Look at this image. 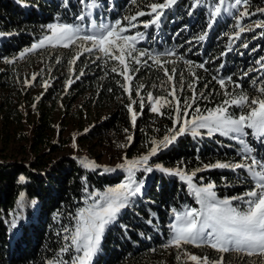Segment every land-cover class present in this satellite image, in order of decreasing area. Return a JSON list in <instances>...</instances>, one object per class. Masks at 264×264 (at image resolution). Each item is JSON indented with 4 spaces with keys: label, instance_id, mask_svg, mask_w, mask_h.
Returning a JSON list of instances; mask_svg holds the SVG:
<instances>
[{
    "label": "trees",
    "instance_id": "obj_1",
    "mask_svg": "<svg viewBox=\"0 0 264 264\" xmlns=\"http://www.w3.org/2000/svg\"><path fill=\"white\" fill-rule=\"evenodd\" d=\"M187 1L178 0L158 24H152L148 5L163 0H97L99 7L92 9L83 21L76 19L85 11L79 0H0V33H3L0 35V264H49L57 260L70 264L74 252L59 255L65 243L63 228L74 225L75 214L89 206L90 193L103 194L105 186L119 183L125 175L124 169L107 173L96 164L95 169L87 168L84 165L89 161L80 162L75 158L74 150L67 146L69 138H62V133H58V127L69 122L55 115L57 108L62 112L72 110L71 123L78 130L85 124V117L92 118L86 122V130L75 136L77 144L86 150L99 146L113 151L115 157L122 155L135 161L149 155L153 141L159 143L165 136H171L170 130L178 129L180 120L192 117L196 108L205 114L223 105L225 99H230L225 91L232 95L244 92L250 99L258 97L257 87L264 86L263 73L258 76L253 69L248 70L250 65L254 66L251 59L230 49L243 42L230 40L229 31L236 30L233 28L236 21L222 18L209 29L207 17L190 11ZM259 8H264V0H250V12ZM140 11L146 15L138 16L132 22L135 27H131L125 17ZM252 17L254 21L260 18L264 22V14L256 12ZM90 19L95 25L120 20L122 26L130 28L126 34H140L141 42L136 44V49L148 55L139 64L131 60L132 69L137 70L132 71L128 84L130 93H125L121 86L123 76L111 71L113 67L121 71L118 61L92 52L80 53L75 64L88 70L61 99L56 100L51 88L39 96L37 92L31 96L21 74L24 63L30 58L42 57L50 68H56L55 63L67 67L77 51L71 44L63 48H37L22 57L21 52L42 38L49 24L67 23L86 30L91 27ZM145 23L149 24L147 28L143 26ZM201 35H205L204 40L199 39ZM156 57L163 68L154 61ZM164 69L170 73L175 70L172 81H168ZM220 79L225 81L224 88L218 83ZM233 82L241 88H235ZM57 87L58 91L60 86ZM173 87L180 101L179 113L175 110L176 101L168 95ZM149 93L171 101V106L162 107L160 114L153 113L144 101ZM194 94L195 102L192 101ZM185 101L191 107L185 108ZM139 102L144 104L142 110ZM129 104L138 113L135 125L127 109ZM185 111L188 116L183 115ZM245 111L246 108L235 106L228 108L234 117ZM246 131L248 136L244 139L254 148L253 155L264 161V143L251 135L252 130ZM200 133L193 136L190 131L186 132L150 156L152 173L144 175L142 170L135 171L136 178L145 181L142 195L135 198L132 207L122 211L119 226L106 230L93 264H186L180 254L185 248L168 246L172 237L170 223L177 212L186 207L198 209L200 205L186 181L155 170L156 165L182 169L186 175L193 176V183L198 187L213 183L219 198L243 196L252 189L255 181L245 169L203 170L205 165L217 162L250 163V160H242L240 145L233 138L219 133L210 136L205 130ZM59 150L61 154H52ZM20 176L25 177L23 183L19 181ZM21 200L22 207L18 205ZM233 205L247 207L243 201H233ZM15 216H20V220L18 227L12 229L10 225ZM199 249L195 252L210 258L219 255L207 246Z\"/></svg>",
    "mask_w": 264,
    "mask_h": 264
},
{
    "label": "snow or ice",
    "instance_id": "obj_2",
    "mask_svg": "<svg viewBox=\"0 0 264 264\" xmlns=\"http://www.w3.org/2000/svg\"><path fill=\"white\" fill-rule=\"evenodd\" d=\"M79 2L85 8L84 14L76 17L77 20L81 21L87 19L92 9L99 7L97 0H79ZM177 2L178 0H163V2L148 5L150 12L147 14L153 16L151 23L158 24L164 14V10L174 6ZM249 2L250 0H234L233 3L228 5L226 4V0H218L210 11L207 27L209 29L213 27V24L222 13L221 6L223 5V11L225 12L229 11V9L243 8V10L238 12L236 20V27L239 29L236 33L237 38L241 33L251 31V27L245 28L241 26V20L255 15L256 12L264 14V8H259L256 12H250L248 10ZM204 3L205 0H195V3L191 7L195 8ZM144 15L146 13L140 11L136 15L125 17V19L131 27H135V24L132 22L136 21L138 16ZM143 26L147 28L149 24L145 23ZM255 27H264V22L257 23ZM47 28L51 34L45 35L43 39H40L38 43L32 44L31 48L26 51L31 52L37 48H42L46 43L53 47L58 44L68 47L76 40L86 43L90 42L91 47H86L84 51L92 52L93 50H98L102 57L119 62V65L122 66V71L118 72L116 67H113L111 71L123 76L124 83L121 86L125 93H130L128 84L132 77L129 75V72L136 71L137 69H130L127 61L131 59L139 64L141 63L140 57L146 55L144 52L134 55V53H137L136 43L140 38L139 33L135 35L126 34L129 33L130 28L122 26L120 20L111 25L104 24L103 22L99 25L94 24L95 31L92 34L83 35L81 34L82 29L78 25L52 23L47 25ZM0 35H3V33H0ZM205 35H201L199 39L204 40ZM244 47H247V45L245 44ZM117 52L119 55H116ZM23 55L24 53H21V57ZM167 55H174V53H167ZM76 59H79V54L69 63L74 64ZM261 60H264V58H261ZM154 61L160 64L158 57L154 58ZM6 62L11 63V61ZM260 62L257 61V63ZM160 66L163 68L162 64ZM200 67H203V65H200ZM164 72L168 77V81H172L175 70L173 69L170 73L167 69H164ZM32 80H36L35 75L32 77ZM72 82L69 79L67 83L71 85ZM218 83L221 88L225 87L223 79H220ZM233 83L235 88H241L239 83ZM253 83L255 84L256 82L253 81ZM25 84L27 86L28 81H25ZM47 86V83H45L44 87L47 88ZM189 87L191 88V85ZM256 90L260 93V96L251 99L244 92L232 95L225 91V96L230 97V99H225L223 105L207 110L206 115L201 114V110L196 108L195 114L192 115L191 119H185L178 129L174 128L170 130L172 132L171 136H165L159 143L153 141L149 155H144L135 161L125 160L124 165L120 166L128 170L125 182L120 183L116 187L108 188L103 194H89L92 203L75 214L74 225L63 228V240L65 243L60 249L59 255L62 256L65 253L74 252L75 254L71 256L70 264H93L94 258L101 251L102 239L106 230L112 226H119L118 218L122 211L132 207L135 198L142 195L145 181L137 179L134 175L135 171L142 170L144 175L152 173L154 169L148 163L150 156L156 155L161 148L174 143L179 136L186 134V132L190 131L193 136H198L201 134L199 129H205L210 136L219 133L220 135L231 136L235 139L241 146L240 153L242 160H250V163L217 162L205 165L203 170L213 168H230L233 171L245 169L255 183L252 189L245 192L243 196L219 199L213 190L216 187L213 183L198 187L193 183V176L186 175L182 169H164L160 165H156L155 170L180 176L181 179L186 181L197 203L200 205L198 209L186 207L184 211L175 214V223L172 224V237L168 242V246H175L176 248H180L182 245L207 246L221 254L219 259L209 260L208 257L200 258L196 255L185 253L194 264H224L223 254L230 251H234L237 254L242 253L248 257L253 255L264 256V161L257 159L253 155L254 148L244 139V137L248 136L246 130L250 129L252 130L251 135L256 140L264 143V86L258 87ZM175 91L173 87L168 95L176 101L175 110L179 113L180 101L177 99ZM136 95H140L139 91H137ZM195 98L194 94L192 97L193 102H195ZM148 100L151 102L150 108L153 113L160 114L162 107L166 105L171 106V101L166 100L164 97L154 98L151 93L148 94ZM232 106L241 109L246 108L247 111L241 112L238 117H234L228 112V108ZM189 107H191V104L185 101V108ZM143 108L144 104L141 103L140 109L142 110ZM127 109L131 115V122L135 125L138 113L134 112L131 104L127 106ZM183 115L188 116V112L185 111ZM178 119L179 117L174 119V125L178 122ZM131 139L132 137L129 136L128 140L131 141ZM84 166L90 169H95L96 167L91 162ZM19 181L23 183L25 177L20 176ZM87 191V187H85V192ZM233 201H243L247 207L240 208L234 206ZM22 204V200L18 201L19 206L22 207ZM18 220H20V216H15L10 225L12 229L18 227ZM49 264H69V262L57 260L49 261Z\"/></svg>",
    "mask_w": 264,
    "mask_h": 264
},
{
    "label": "rangeland",
    "instance_id": "obj_3",
    "mask_svg": "<svg viewBox=\"0 0 264 264\" xmlns=\"http://www.w3.org/2000/svg\"><path fill=\"white\" fill-rule=\"evenodd\" d=\"M60 1V0H58ZM218 0H205V3L203 5H198L195 8H192L191 5L193 3H195V0H189L187 1L185 4L189 5L190 3V11H195L196 13H203V15H205V17H207V19L209 20V15H210V11L212 10L213 6L215 5V3H217ZM234 0H226V4L230 5L231 3H233ZM222 13L221 15L217 18V21H220L222 18H232V20L234 19V21L237 20L238 17V12L243 10V8L238 7L237 9L233 10V9H229V11L225 12L223 11L224 6L222 5ZM168 9V8H167ZM164 10V13L166 12V10ZM201 15V14H200ZM163 16V15H162ZM251 16L245 17L241 20V26L248 28L251 27L252 30L251 31H245L243 33L240 34V36L237 38L236 37V33L239 31V29L236 27V22H234V26L233 28L236 29L234 32L233 31H229L228 34L231 35L230 40L234 39L233 42H238V41H242L243 42L240 45H232L230 46V49L234 52V53H238V54H242V55H247L250 59H251V63L254 65L253 67L250 65L248 67V70L253 69L254 72L256 73V75L258 74V76H260L259 74H261V72L263 73L261 80H264V60H261V58H264V27L261 28H257L255 27V25L257 23H261L262 21L260 20H255L253 19ZM215 22V23H216ZM214 23V24H215ZM111 25V24H108ZM90 28L86 29V30H82L81 34H92V32L95 31L94 28V23L92 20H90ZM50 30H48V28H46L45 34L42 36L43 37L45 35H50ZM244 35H247V38L244 37ZM39 39V40H40ZM39 40L36 42L38 43ZM141 42V40H138V42L136 44H139ZM74 49L77 51V54L74 57H76L78 54L80 55V53H85V54H91L92 52H98V50H93L92 52H87L84 51V49L86 47H91V43L90 42H84L81 40H76L74 43ZM232 44V43H231ZM247 45V47H244V45ZM32 45V44H31ZM31 45L29 48H31ZM45 46L51 48H54L53 46H51L50 44L46 43ZM44 46V47H45ZM56 47H64L63 45L58 44ZM28 48V49H29ZM48 50V49H46ZM28 51L23 50V52L21 53H27ZM139 52H143V50L141 51H137V53H134V55H138ZM100 54V53H99ZM146 55H148V53H145ZM116 55H119V53L117 52ZM152 56V55H149ZM43 59L45 60V58H30V60H28L26 62V65L24 63V68H21V74L24 77V87L27 89L31 90V96H35V92H37L36 96L41 95V93H43L45 91V89L51 88L52 91L57 99H61V97H63L64 95H66L67 92H69L71 86L73 84H75L78 80L81 79V73H85L87 72V68L81 67L79 68V65L76 66V64H69L67 65V67L63 66L61 63H55L53 64V67L56 68H50V64H46V62L43 61ZM140 59H142V57H140ZM77 60V59H76ZM43 61V62H42ZM257 61H261L260 63H257ZM25 62V60L23 61ZM119 63V62H118ZM127 63L129 64L130 69L133 68V63L131 62V59H129L127 61ZM50 68V69H47ZM121 71H122V66H121ZM259 72V73H258ZM36 76V80H32L33 76ZM129 75H131V77H133L132 71L129 72ZM69 79H71L73 82L71 83V85H68V81ZM262 80V81H263ZM25 81H28V85L26 86ZM45 83H47V88L44 87ZM59 87V90L57 91ZM260 87V86H259ZM57 88V89H56ZM258 88V87H257ZM58 92V94L56 93ZM258 92V91H257ZM57 94V95H56ZM257 96H260V93L258 92ZM155 97H161V96H153ZM65 99H67L65 97ZM45 100V99H44ZM59 101V100H58ZM145 102H148L149 107H150V101L148 100V96L145 97ZM154 102V101H152ZM59 104V103H58ZM139 105L141 104V102L138 103ZM57 107H60L59 105ZM71 107H74L73 104L71 105ZM72 110L70 111H65L62 112L60 108H57L55 111V115L57 114L58 118H63L62 121H68L69 123L64 126V127H58V133H62V138H69V141L67 143L68 147H72V149L74 150V157L77 158L80 162L84 159H86L87 161H89L88 163H94L97 166H101L102 168H104V170L107 173L112 172L113 170L116 169H124L125 175L123 177H121L119 179V183L116 184H112V185H107L104 187V191H106L108 188H112V187H116L117 185H119L122 182H125V180L127 179L128 176V170L124 167H120L122 165H124L125 163V159L124 157L119 156V157H115L113 155V151H107L106 149H102L99 146H94V147H90V149H85L83 146H81L80 144L76 143L75 140V136L78 133L84 132L86 130V122H88L90 119L92 118H88L85 117V124H82V128L81 129H77L76 126L74 124H72L70 116H71ZM97 113V111L95 112ZM101 114H103L104 112L101 111ZM207 113H205L204 115H206ZM192 117H184L180 120V124L183 123V121L185 119H191ZM200 130H205V129H199ZM206 131V130H205ZM207 132V131H206ZM230 138H232L231 136H229ZM235 140V139H234ZM237 142V141H236ZM239 144V143H238ZM241 147V146H240ZM116 151V150H114ZM53 155H58L61 154V151H57V152H53ZM127 161H133V160H127ZM142 168V166H140ZM135 175V174H134ZM137 176V174L135 175V177ZM219 198V197H217ZM219 199H224V198H219ZM92 203V200L89 202V205ZM88 207V206H87ZM85 207V208H87ZM246 208V207H245ZM175 223V215L173 216L172 222L170 223V229L172 230V224ZM190 246L193 245H182V247L180 248H185V251L180 252L181 257L185 260L186 264H194V262L190 261L188 259V257L185 255V253H188L190 255H196L200 258H204V257H208L209 260H217L220 258L221 254L219 253V255L217 256V258H210L209 256L200 254V253H196L195 250L201 251L199 249H191ZM174 248H176L174 246ZM194 248V247H193ZM216 252V251H214ZM224 256V264H264V256H259V255H253L251 257H248L247 255L244 254H237L234 251H230L229 253H225L223 254Z\"/></svg>",
    "mask_w": 264,
    "mask_h": 264
}]
</instances>
